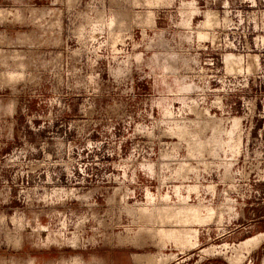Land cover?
<instances>
[{
  "label": "rangeland",
  "instance_id": "374dc122",
  "mask_svg": "<svg viewBox=\"0 0 264 264\" xmlns=\"http://www.w3.org/2000/svg\"><path fill=\"white\" fill-rule=\"evenodd\" d=\"M37 255L264 264V0H0V264Z\"/></svg>",
  "mask_w": 264,
  "mask_h": 264
},
{
  "label": "crops",
  "instance_id": "0c3cea01",
  "mask_svg": "<svg viewBox=\"0 0 264 264\" xmlns=\"http://www.w3.org/2000/svg\"><path fill=\"white\" fill-rule=\"evenodd\" d=\"M37 260L35 261L36 262V264H40V258H41V255H37ZM53 262V261H52Z\"/></svg>",
  "mask_w": 264,
  "mask_h": 264
}]
</instances>
